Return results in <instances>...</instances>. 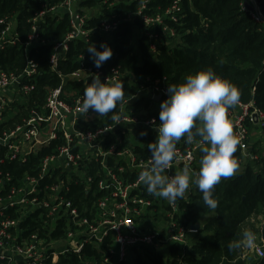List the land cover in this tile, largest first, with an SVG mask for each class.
Here are the masks:
<instances>
[{"label":"trees","instance_id":"obj_1","mask_svg":"<svg viewBox=\"0 0 264 264\" xmlns=\"http://www.w3.org/2000/svg\"><path fill=\"white\" fill-rule=\"evenodd\" d=\"M61 1L0 0V20L15 17L21 40L17 45L0 50V71L20 74L26 67V58L33 60L37 65V73L32 80L35 90L26 99L4 111L0 132L22 124L23 119L30 117L33 111L43 114L50 91L63 87L64 93L71 94L68 97L64 94L63 98L74 105L77 99L82 100L84 88L91 83L92 78L84 81L63 80L51 71L54 47L58 43H64L72 29L69 17L63 9L45 12L44 19L38 24L40 42L28 47L24 45L32 32L33 18L49 8L60 6ZM76 2L82 14L87 15L92 10H99L87 19L86 28L92 30L88 36L89 42L83 39L68 42V50L60 59L57 69L64 77L84 68L98 69L102 73L99 76L102 82L111 74L112 69H118L121 73L119 81L124 84V98L117 104L116 109L120 114V106L130 100L126 107L128 113L136 114L140 110H146L149 115H159L160 110L156 111L154 106L160 108V103L167 99V96L160 101H154L150 97L156 81H160V86L167 87L168 84L182 83L185 76L209 67L237 87L240 102L253 103L264 113V26L256 23L242 10L244 0H150L147 9L143 11H140L141 0ZM174 6L176 9L172 10ZM145 15L152 18L160 16L163 21L161 24L146 26L143 22ZM106 24L115 27L109 34L103 31ZM3 30L4 25L0 24V37ZM138 30L141 31L139 39L136 33ZM171 31L174 36L170 35ZM166 35L177 39L174 46L166 42ZM155 36L158 37L157 50L153 54L149 46ZM101 42L110 46L113 54L97 68L89 59L90 54L86 49L92 43L98 50H102L99 48ZM89 113L96 117L81 121L78 125L80 131L96 130L115 122L107 116H98L92 109ZM118 132L122 134L121 130ZM110 138L114 136L111 135ZM136 139L144 142L145 147H135L134 151L144 158L150 157L151 152L147 145L155 141V134L151 132L142 137L137 133ZM198 139L195 138L192 143ZM123 141L129 143V138L123 137ZM181 141L189 144L183 137ZM62 142L63 139L60 138L38 154L30 156L24 164L7 160L2 168L11 173L13 183H16L26 172L35 174L34 170L38 169L41 159L53 154ZM251 153L257 156V159L244 160L237 145L233 155L239 167L233 176L221 178L220 183L215 185L214 197L218 201L215 210H210L203 204L198 188L191 194L184 195L182 199H177L179 211L175 214V220L178 226L187 229L196 224L200 226L198 231L188 234L186 245L171 244L166 247L165 255L154 248L142 251L134 249L136 261L133 263L264 264V259L257 256L243 259L238 256L236 248L229 250L227 247L230 241H237L241 237L244 228L253 219L262 217L259 238L264 236V154L255 148ZM200 156L201 152L199 159ZM110 162V166H113V161ZM195 170H199L198 164ZM84 171L87 178L93 177L91 190L86 192L84 185L69 183L65 196L78 208L82 216L93 218L98 212L96 204L104 195L97 184L104 174V169L99 162ZM138 175L137 171L126 170L122 177L133 182ZM137 193L154 202L152 224L159 230L161 237H166L167 217L170 212L168 201L149 195L144 185L133 195ZM148 212L151 213L150 210ZM9 216L21 219L20 214L14 210L9 212ZM57 225L58 223L55 229H52L49 223L46 228L44 219L40 217V212H37L23 218L18 227L22 231L21 234L23 233V238H28L33 233L50 238L65 237V218L59 221L58 227ZM13 231L15 232V229ZM113 247V239L109 235L99 248L89 244L83 250L81 258L75 254H67L60 257L58 264H100L105 256L110 255ZM84 261L96 263H83ZM0 264L11 263L0 261Z\"/></svg>","mask_w":264,"mask_h":264},{"label":"built area","instance_id":"obj_2","mask_svg":"<svg viewBox=\"0 0 264 264\" xmlns=\"http://www.w3.org/2000/svg\"><path fill=\"white\" fill-rule=\"evenodd\" d=\"M149 1L141 0L140 11L147 9ZM58 9H63L68 15L72 29L64 43H58L54 47L51 71L63 80L84 81L96 74L102 75L100 70L89 67L64 77L57 69L60 59L68 50V42L76 39L89 42L88 36L92 30L86 28L88 15L79 12L76 0H62L60 6L49 8L33 18L32 32L24 45L28 47L40 42L39 22L44 19L45 12L51 13ZM175 9L176 6L172 8ZM242 10L256 23L264 26V0H244ZM162 21L160 16L156 18L143 16L146 26L161 24ZM0 24L4 25L0 37V50L17 45L21 40L17 32L16 18L5 17L0 20ZM114 29V26L106 24L103 31L109 34ZM170 35L174 36V32L171 31ZM153 39L149 48L155 54L158 37L155 36ZM26 61V67L20 74L0 71V126L4 111L26 99L35 90L32 80L37 73V65L29 58H26ZM108 77V82L111 83L113 79L119 80L121 73L118 69H112ZM64 94L63 87L50 91L43 107L45 110L43 114L33 111L30 117L23 119L22 124L0 132V261L11 264H58L60 257L67 254H75L81 258L83 250L89 244L96 249L99 248L109 235L112 236L114 247L100 264H128L134 249L159 250L161 245L166 247L175 243L186 245L188 234L192 230L178 226L175 220V214L179 211L177 200L168 201L170 212L167 217V229L171 228V232L167 231L166 237H161L159 230L152 224L154 202L138 193L133 195L143 184L138 182L137 178L130 182L122 177L126 170L137 171L139 174L149 165V157L140 156L134 148L145 147L144 142L136 139L137 133L140 135L145 131L148 135L153 132L156 139L159 115L144 114L143 110L136 114L128 113L126 107L130 103L129 100L120 106L122 112L120 121L96 130L80 131L79 123L89 121L94 116L90 115V109L86 114L81 110V99H77L72 105L63 98ZM157 96H161V99L167 96V87L160 86V81L155 82L150 94L154 101ZM227 118L240 139L238 146L243 159H257L250 151V130L256 127L264 130V113L253 103L243 104L239 101L237 106L228 109ZM120 130L122 134H119ZM111 135L114 138H110ZM123 137L129 138V143H124ZM60 138L63 139L62 144L53 154L41 159L38 169L34 170L35 174L26 172L13 183L11 173L3 170L2 166L7 160L24 164L30 156L38 154ZM176 147V157L165 170L166 174L174 175L186 164L191 172H197L195 167L199 165L200 153L197 142L184 144L180 140ZM110 161H113L114 168L110 166ZM99 162L104 174L97 184L104 195L96 204L97 215L88 218L82 216L65 194L69 190V183L84 185L85 191L89 192L93 177L87 178L84 169H89L94 163ZM195 190L197 186L190 182L185 195ZM11 210L20 214L21 219L10 217ZM37 212H40V217L44 219L46 228L50 223L51 228L55 229L56 223L59 225V221L65 218L66 236L50 238L33 233L30 237L23 238V233L21 234L22 231L18 227L21 220ZM256 255L264 259V243L257 247Z\"/></svg>","mask_w":264,"mask_h":264},{"label":"clouds","instance_id":"obj_3","mask_svg":"<svg viewBox=\"0 0 264 264\" xmlns=\"http://www.w3.org/2000/svg\"><path fill=\"white\" fill-rule=\"evenodd\" d=\"M99 48L102 50L90 43L86 49L97 68L113 54L105 42H101ZM108 80L109 77L102 82L98 74L94 75L83 90L80 108L85 114L92 109L98 116H107L111 121L118 122L122 115L116 109L124 98V84L118 79H113L111 83ZM239 98L237 87L216 74L211 67L185 76L182 83L168 84L167 99L160 103L157 137L147 145L151 152L149 165L137 177L149 195L175 202L184 197L191 182L201 192L203 204L208 209L218 207L214 197L215 185L220 183L221 178L233 176L239 167L233 154L240 139L227 118L228 109L237 106ZM146 134L145 131L140 133L141 136ZM182 137L189 144L199 138V170L193 173L186 164L170 176L165 170L176 157L177 142ZM241 237L240 240L230 241L228 249L256 247L257 236L251 229H244Z\"/></svg>","mask_w":264,"mask_h":264},{"label":"rangeland","instance_id":"obj_4","mask_svg":"<svg viewBox=\"0 0 264 264\" xmlns=\"http://www.w3.org/2000/svg\"><path fill=\"white\" fill-rule=\"evenodd\" d=\"M98 10L99 9L92 10V11H90V14L87 13V15L88 16L89 15H95L98 12ZM136 33H137V39H139L141 37V31L138 30ZM165 37H166L165 38L166 42L170 46H174L176 44L177 39H174L175 37H171L170 35L169 36L166 35ZM65 95L67 97L71 96V94L68 93V92H65ZM154 108H155L156 111L160 110L159 107L154 106ZM142 113L147 114L148 112L143 110ZM93 116H95V115H93ZM263 132H264V130L261 127L251 128L250 137H249V139H250V150L251 151H253V148H255V149H257L258 151H260L261 153L264 154V133ZM152 213H153V210H152ZM262 220H263L262 217L257 218V219H253L244 228V229H246V228L251 229L253 232H255L256 236H257V241H256V247H254V248L249 249V248L243 247V246L241 248H236L238 256L242 257L243 259L248 258V257H256L257 256L256 255L257 247L261 246V243L262 244L264 243V236L259 238V233H261V221ZM167 227H168V225H166V230L171 232V228L168 230ZM241 238L242 237H240L238 240H240ZM160 247L161 248L158 251L162 252L163 255H165L166 254L165 253L166 245H161ZM133 261H136V253L135 254L132 253L130 255V258L128 260V264H134Z\"/></svg>","mask_w":264,"mask_h":264},{"label":"water","instance_id":"obj_5","mask_svg":"<svg viewBox=\"0 0 264 264\" xmlns=\"http://www.w3.org/2000/svg\"><path fill=\"white\" fill-rule=\"evenodd\" d=\"M160 100H161V96H157L156 101H160ZM199 227H200V226H199L198 224L193 225V226H191V230H192L193 232L198 231Z\"/></svg>","mask_w":264,"mask_h":264},{"label":"bare ground","instance_id":"obj_6","mask_svg":"<svg viewBox=\"0 0 264 264\" xmlns=\"http://www.w3.org/2000/svg\"><path fill=\"white\" fill-rule=\"evenodd\" d=\"M20 107V106H19ZM27 111V110H26ZM4 117V116H3Z\"/></svg>","mask_w":264,"mask_h":264}]
</instances>
